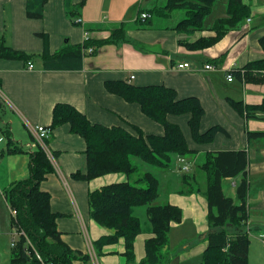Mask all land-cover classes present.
<instances>
[{"label": "crops", "instance_id": "0c3cea01", "mask_svg": "<svg viewBox=\"0 0 264 264\" xmlns=\"http://www.w3.org/2000/svg\"><path fill=\"white\" fill-rule=\"evenodd\" d=\"M80 1L71 0V6ZM217 1L204 20L203 30L180 35L175 30L180 19L173 15L168 20L162 19L164 24L161 28L160 22L152 21L148 26L138 27L140 22L136 19L140 9L137 15L132 10L140 8L141 0L131 1L124 17L104 11L99 17L97 1L86 0L74 18L67 15L66 0H47L40 19L26 16V0H0V42L29 57L27 60L0 59V259L3 254H10L13 239L11 213L4 191L14 182L29 176L30 156L40 147L29 126L49 128L56 104L73 106L94 124L106 127L132 124L146 134L163 133L162 126L143 115L138 105L127 103L107 93L104 88L106 81H125L138 87L163 85L174 89L179 99L197 98L205 112L201 132L214 126L224 130L211 143L197 146L190 139L188 118L168 117L170 123L180 126L189 149L197 154L194 157L173 156L170 169L163 171L168 172L164 176L165 186L173 188L162 193L163 202L158 204L169 203L182 211L181 222L171 224L167 248L169 260L164 264L199 263L206 249L207 235L210 231L221 229H211L208 225V208L203 195L206 180L197 167L203 163L205 153L227 150H245L248 155L247 219L243 230L231 225H226L224 229L230 234L239 230L246 232L250 240L248 264H264V242L259 239L264 233V139L247 140L248 132H264V119H246L229 103V100H234L260 104L264 99V84H245L235 76L233 81H227L229 74L237 72L245 64L264 58L259 46V40L264 36V0H243L250 7L248 19L230 30L215 45L196 51L187 50L179 42L193 43L199 38L215 36L210 28L216 20L226 16L227 6L226 0L225 7L219 6L221 15L212 16ZM77 19L81 20V25L75 24ZM119 24L125 26L124 38L96 48L94 55L81 57L80 68L44 67L43 51L53 55L73 46L82 47L85 32H88L89 41L106 39L110 36L111 27ZM87 48L83 46L82 52L87 54ZM37 57L41 59L39 65L35 63ZM184 63H188L189 67L176 68ZM208 65L212 68L206 69ZM7 127L13 146H8L3 135ZM49 132L45 139L46 147L50 153L53 152L59 167L52 158L54 173L40 183V189L50 195V208L59 215L56 223L63 242L72 250L88 253L92 242L110 234L90 219L88 194L126 178L120 174H108L88 182L72 179V173L85 171V143L81 137L70 133L67 125ZM13 147L14 152H8ZM18 149L22 151H16ZM179 158L185 163H181ZM184 165L188 166V171H183ZM184 173L196 176L199 194L180 193L186 190L182 179ZM239 180V177L225 179L224 194L234 198ZM138 211H141L142 220L146 211L139 208L133 214L136 216ZM148 224L147 220H142L141 231L134 241L136 263L145 257V241L153 237ZM123 243L120 239L116 244L105 246L97 264H127L122 256ZM178 256L179 260L176 259Z\"/></svg>", "mask_w": 264, "mask_h": 264}, {"label": "trees", "instance_id": "16d2710c", "mask_svg": "<svg viewBox=\"0 0 264 264\" xmlns=\"http://www.w3.org/2000/svg\"><path fill=\"white\" fill-rule=\"evenodd\" d=\"M216 0H166L163 6H153L148 12L161 19H170L174 12L183 11V18L177 23L175 30L180 35H190L203 30L205 18L212 12ZM47 0H26V16L40 19L43 17V6ZM81 0L76 6H71V0H66L67 15L74 18L85 5ZM143 12L138 11V15ZM250 17V7L243 0H227L226 16L216 20L210 30L214 37L199 38L193 43L179 42L189 51H196L215 45L230 30L235 29ZM139 25L148 26L151 20L141 21ZM92 30V29H91ZM126 33L124 24L111 27L110 36L100 41H88L83 46L93 49L91 53L82 52L80 45L68 50L49 55L43 51V65L47 69H78L81 67V57L94 55L96 48L123 39ZM260 49L264 52V36L259 40ZM42 55V54H41ZM27 54L17 51L4 42H0V59L27 60ZM245 84H264V58L245 64L237 72L231 74ZM104 88L127 103L138 105L147 118L159 124L163 133L146 134L138 126L129 124L126 127H106L94 124L87 117L69 104L58 103L52 110V121L49 130L67 125L70 133L81 137L85 143V171L71 174L74 180L86 182L95 178L120 174L126 180L102 186L88 194V214L91 220L110 231L92 242L96 259L103 255L105 246L123 240L127 264H164L169 260L167 251L171 224L180 223L182 211L169 203H156L159 198V179L150 172L137 177L140 163L157 170H168L172 157H194L197 152L189 149V143L180 126L170 123L169 116L188 118L187 127L190 139L197 146L211 143L218 133L224 132L220 127H211L201 132V121L204 109L199 100L194 97L179 99L174 89L163 85L138 87L125 81H106ZM237 113L246 119H264V99L260 104H244L242 101L229 100ZM8 146H13L11 133L7 127L3 131ZM264 139V132H248L247 140ZM46 144V143H45ZM13 147L8 152L13 153ZM16 151L21 152L18 149ZM248 155L245 150L207 152L200 169L206 180V190L203 193L207 202V222L209 227L221 228L210 231L206 237V249L197 264H248L249 237L246 232L228 233L224 227L231 225L243 230L247 219L246 197ZM54 173V166L45 152L38 147L30 156L29 176L14 182L4 191V199L10 209L16 211L11 217V228L23 232L16 238L14 247L10 248V264H39L33 257L35 250L45 264H92L89 253L72 250L61 239L57 228L59 215L50 208V195L40 189V183L49 174ZM141 174V173H140ZM239 177L235 196L230 197L223 192V181ZM185 191L181 194H199V182L195 175H182ZM146 207L147 220L153 237L144 244L145 257L139 263L135 262L134 241L141 231V223L134 210ZM33 247L30 255L27 251Z\"/></svg>", "mask_w": 264, "mask_h": 264}, {"label": "rangeland", "instance_id": "374dc122", "mask_svg": "<svg viewBox=\"0 0 264 264\" xmlns=\"http://www.w3.org/2000/svg\"><path fill=\"white\" fill-rule=\"evenodd\" d=\"M93 1H97V4L99 6V10H100V14H99V17L101 15V12L104 11L106 12L107 14H112V13H116V16L120 15V17H124V15L126 14V11H127V8L128 6L130 5V2L133 1V0H93ZM141 5H140V8H137L135 10H132V13L134 15H137V10L140 9V10H149L151 11L153 6H163L165 3H166V0H141ZM223 6L225 7L226 6V0H218L216 5H215V11L213 13L212 16H219L221 15V10L219 9V6ZM151 14V21L152 23L154 22H160V26L159 28L162 27V25L164 24L162 19L160 17H158L157 15H155L154 13H150ZM9 16V14H8ZM173 16L174 18L176 19H182L184 14H183V11L179 10V11H176L173 13ZM103 17H108L107 15H104ZM137 19L139 20V15H137ZM9 24V22H8ZM138 27H139V24H138ZM88 34V32H87ZM9 32L6 33V37L7 39H9ZM35 58V57H34ZM37 62V64L39 65L41 63V59L39 57H37L35 59V63ZM185 132H186V129H184ZM4 145V144H3ZM51 157L54 158V161L56 162V164L58 165L59 167V163H58V160L55 158L53 152L50 153ZM53 162V161H52ZM133 163L135 165H137L139 167V171L137 173V177L139 175H142L143 173L145 172H152V174H154L157 178L160 179V182H161V186H160V198H158L157 202L156 203H159V202H163V195L162 193L166 190V189H172L173 186L171 185H168V186H165V181H164V176L165 174H167L168 172H163L165 170H157L155 168H150V167H147L145 165H143L142 163H140L138 160L134 159L133 160ZM56 165V167H57ZM167 171V170H166ZM58 173L61 174L60 172V169L58 170ZM141 173V174H140ZM63 176V175H62ZM175 189V188H174ZM141 208V210H144V212L146 211V207L145 206H142V207H138L137 209ZM136 210V209H135ZM134 210V211H135ZM136 216L141 217V211H138L136 213ZM143 221L147 220V216L146 214L144 215V218H142ZM142 220L140 219L141 221V224H142ZM148 221V220H147ZM149 223V222H148ZM149 225V224H148ZM142 226V225H141ZM144 228V226H143ZM182 251V249L180 250V252ZM182 253V252H181ZM102 256H99L98 258V261L100 260ZM176 259L179 260V256L176 257ZM0 264H10V258H9V254L7 255L6 253L3 254V256L1 257L0 259Z\"/></svg>", "mask_w": 264, "mask_h": 264}, {"label": "built area", "instance_id": "2783aa9c", "mask_svg": "<svg viewBox=\"0 0 264 264\" xmlns=\"http://www.w3.org/2000/svg\"><path fill=\"white\" fill-rule=\"evenodd\" d=\"M149 18H150V15L147 12H141V14L139 15V20H141V21L148 20ZM75 24L76 25H81L82 22H81L80 19H77L75 21ZM83 39H84L83 43H86V42L89 41V38L87 37V32H85ZM87 52L91 53V52H93V49L89 47V48H87ZM188 67H189L188 63L178 64L176 66V68H178L180 70L181 69H186ZM29 68L32 69V65L31 64L29 65ZM205 68L206 69H211L212 67L208 65V66H205ZM227 81L228 82L233 81V76L231 74H229L227 76ZM29 131L32 134V136L38 141L40 148L45 152V154L48 156L49 160H51V162H52L53 161L52 157H51L50 152H49V150H48V148L46 147V144H45V139L48 137V135L50 133L49 129L45 128L43 126H29ZM179 161L181 163H183V164L185 163L182 158H179ZM182 169H183V171H188L189 170L187 165H184L182 167ZM10 213H11V217L14 218L15 215H16V211L10 209ZM11 229H12V232H13V239L11 240L10 245H11V247H14V245L16 243V238L19 236V234L22 235V236H24V234H23V232H19L18 229L15 228V227H12ZM259 239L262 242H264V233L259 237ZM27 244L31 248L30 250L27 251V254L30 255L32 250H33V247H32V245L30 244V242L28 240H27ZM88 253L90 254V256L92 258V264H97V262H96L97 259L95 257V254H94L92 246H90V250H89ZM33 257L39 262V264H45L43 262L41 256L35 250L33 251Z\"/></svg>", "mask_w": 264, "mask_h": 264}]
</instances>
